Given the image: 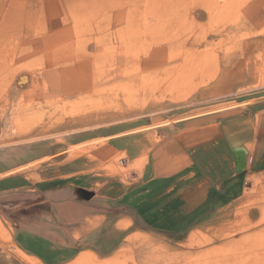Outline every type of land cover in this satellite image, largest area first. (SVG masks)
<instances>
[{"label": "rangeland", "instance_id": "374dc122", "mask_svg": "<svg viewBox=\"0 0 264 264\" xmlns=\"http://www.w3.org/2000/svg\"><path fill=\"white\" fill-rule=\"evenodd\" d=\"M256 100H264V0H0V150L12 152L9 162L68 146L94 163L103 140L68 144ZM123 165L117 155L100 170L124 175ZM243 194L185 238L136 235L113 257L95 256L264 264V173ZM12 232L0 217V264H25Z\"/></svg>", "mask_w": 264, "mask_h": 264}, {"label": "crops", "instance_id": "0c3cea01", "mask_svg": "<svg viewBox=\"0 0 264 264\" xmlns=\"http://www.w3.org/2000/svg\"><path fill=\"white\" fill-rule=\"evenodd\" d=\"M237 105L68 144L103 140L94 163L68 146L12 162L0 150V217L15 245L41 264H69L111 258L136 235L181 239L216 222L264 173V100ZM117 155L126 174L107 177L102 163Z\"/></svg>", "mask_w": 264, "mask_h": 264}, {"label": "bare ground", "instance_id": "6f19581e", "mask_svg": "<svg viewBox=\"0 0 264 264\" xmlns=\"http://www.w3.org/2000/svg\"><path fill=\"white\" fill-rule=\"evenodd\" d=\"M74 151L72 152V154ZM13 248L17 251V254L21 257L23 263L25 264H41L39 260L36 258H32L29 256H26L22 251H20L15 244L13 245ZM15 251V252H16ZM102 261L99 262V258L95 256L94 254H81L76 261L73 264H103L101 263ZM109 263V262H108ZM106 264V262L104 263Z\"/></svg>", "mask_w": 264, "mask_h": 264}]
</instances>
